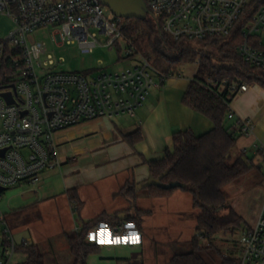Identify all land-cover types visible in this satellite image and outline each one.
I'll list each match as a JSON object with an SVG mask.
<instances>
[{"label":"built area","instance_id":"1","mask_svg":"<svg viewBox=\"0 0 264 264\" xmlns=\"http://www.w3.org/2000/svg\"><path fill=\"white\" fill-rule=\"evenodd\" d=\"M259 1L243 27L245 40L238 52L245 62L264 69V0ZM145 2L170 37L195 42L231 36L251 0ZM105 7L102 0H0V14L10 17L14 25L5 38H0V187H38L43 172L59 164L58 132L100 117L134 116L152 89L161 85L163 75L141 54L140 62L115 71L98 68L97 74H87L47 70L55 64L47 43L28 39L42 28H52L53 43L77 44L84 53L98 46L123 45L127 56L137 52L125 35L126 18L106 14ZM7 61L14 72L6 71ZM2 75L7 77V84ZM203 85L220 90L228 87L234 96L249 88L247 83L228 85L208 76ZM4 92L12 93L13 103L2 95ZM228 117L235 118L232 110ZM236 120L234 129L246 136L253 134L251 119ZM87 239L99 244H133L140 243L142 235L132 222L99 223L88 231ZM27 242L25 239L24 244ZM18 247L0 206V264H14ZM238 263L264 264V207L255 224L240 237Z\"/></svg>","mask_w":264,"mask_h":264},{"label":"crops","instance_id":"2","mask_svg":"<svg viewBox=\"0 0 264 264\" xmlns=\"http://www.w3.org/2000/svg\"><path fill=\"white\" fill-rule=\"evenodd\" d=\"M190 80L170 77L165 85L154 87L134 116L100 117L58 132V166L43 172L40 185L34 187L22 206L10 215L3 211L18 245L28 239L26 244L41 251L45 264H74L68 234L77 233L103 214L119 213L125 219L144 210L139 228L142 241L137 246H126L137 252L139 264H169L177 254L174 246L188 244L197 234L198 210L193 194L177 189L166 196H152L147 188L136 186L152 177L150 161L173 150L175 131L191 129L201 135L214 128L209 117L183 102ZM229 110L235 114L228 120L231 127H235L237 118L251 119L255 125L253 134L238 137L233 151L235 155L246 152L258 165L261 176L249 191L256 190L264 197V88L250 83L247 91L232 98ZM137 129L142 138L132 144L126 135ZM131 186L136 189L134 203L123 193ZM262 201L252 225L241 226L242 230L255 224L264 207ZM76 202L80 204L78 211ZM232 202L230 208H235L245 221L239 198ZM17 254L25 257L20 251ZM120 255L116 259L133 257Z\"/></svg>","mask_w":264,"mask_h":264},{"label":"trees","instance_id":"3","mask_svg":"<svg viewBox=\"0 0 264 264\" xmlns=\"http://www.w3.org/2000/svg\"><path fill=\"white\" fill-rule=\"evenodd\" d=\"M261 2L251 0L234 33L228 37H209L201 41H176L162 27L161 20L148 14L146 20L125 19L127 26L125 35L142 54L152 62L163 75L161 85H165L170 77L183 76V66L197 64V72L190 80L183 102L214 122V128L201 135L191 129L177 130L173 133V150H167L165 156L149 162L152 177L159 179L161 185L152 184L146 187L152 196H166L177 189H185L193 194L194 207L198 210L197 234L189 242L191 250L175 254L169 264H216L214 256L206 257L208 251L215 246L203 240H213L220 233H235L241 230L244 218L231 207L225 214H219L218 208L225 207L227 194L225 186L237 182L255 168L253 158L246 152L235 155L233 149L238 137L243 135L228 125L229 103L234 95L224 89H214L203 85L206 76L217 82L257 83L264 88V69H259L243 60L238 49L244 42L243 27L250 15ZM197 42L195 46L194 43ZM211 48L215 49L210 50ZM6 71L14 72L9 61ZM4 84L8 80L5 75ZM237 120H234L236 125ZM130 143L141 140L140 129L126 135ZM259 152H262L261 150ZM180 183L184 186H171ZM131 203L135 202L136 189L131 186L123 189ZM80 204L75 203V211ZM143 210H137L135 216L121 218L119 213L103 214L89 222L80 232L68 234V245L74 257V264H88L91 252L99 251L102 244L87 239V233L99 223L120 224L135 223L139 229ZM216 250V249H215ZM18 251L25 254V259L16 264H45L43 254L35 245L21 244ZM219 264H239L230 254H222L218 250ZM217 263V264H218Z\"/></svg>","mask_w":264,"mask_h":264},{"label":"rangeland","instance_id":"4","mask_svg":"<svg viewBox=\"0 0 264 264\" xmlns=\"http://www.w3.org/2000/svg\"><path fill=\"white\" fill-rule=\"evenodd\" d=\"M105 12L108 15H113L107 6L105 7ZM13 27L14 25L10 17L5 14H0V38H5ZM51 33L52 28L47 27L36 30L28 37L30 42L42 40L47 43L49 53L53 55L55 60V64L49 66L47 70L77 71L90 74L92 73V70L96 68H104L109 71H115L132 66L133 64L141 61V56L139 55L140 53H135L132 57L127 56L124 45L122 48H119L118 46H114L112 48L98 46L91 53H84L77 44L66 45L61 44L59 41L56 44L53 43L51 40ZM194 45L196 46L197 42L194 43ZM210 50L215 52L214 48H211ZM43 59H47L46 55H44ZM182 71L184 79L190 80L197 72V64H186L183 66ZM93 74H97V71ZM260 176L261 172L259 169L255 168L237 182L226 185L225 192L227 194V203L225 207L218 208L217 212L219 214L227 213L231 204H233L232 200L238 197L240 201L239 207L242 208V214L246 218V220L242 222L241 226L247 228L252 225V221L256 218L257 210L259 209L258 206H260L261 202L263 203L262 200H264V197L263 193L256 192V190L250 192L249 189L252 188L251 186L256 183L257 177ZM34 187L35 186L25 184L22 187H11L6 190L0 197V205L3 211L8 212L10 215L14 209H18V207L22 206L28 196H30L31 192L35 190ZM243 231L244 230L241 229L233 234L223 232L215 236L216 238H213V240L205 239L203 242L207 245L212 243L216 250L225 255L230 254L232 257H235L237 261H239V240ZM126 245L137 246L138 244H103L99 251H94L89 254L88 264H139L137 252ZM215 249L212 247L206 254V257L210 260L216 256L214 259L215 262L218 263L220 261V256L217 252H215ZM188 250H191V245L189 243L174 246L173 249L176 253L186 252ZM133 252H135V254ZM120 254H130L129 256L133 255V257L130 260L116 259V257L121 256ZM24 258V255L17 254L14 257V263L21 262Z\"/></svg>","mask_w":264,"mask_h":264},{"label":"water","instance_id":"5","mask_svg":"<svg viewBox=\"0 0 264 264\" xmlns=\"http://www.w3.org/2000/svg\"><path fill=\"white\" fill-rule=\"evenodd\" d=\"M103 4L107 6L111 12L120 17L126 19L136 18L146 20L149 14L148 6L145 0H102ZM2 95L8 100L9 103H13L14 99L11 92H4ZM152 184L161 185L159 179L151 177L148 181L140 183L136 186L137 189L146 188ZM183 184L174 183L171 186H177ZM8 188L0 187V192L7 190Z\"/></svg>","mask_w":264,"mask_h":264},{"label":"snow or ice","instance_id":"6","mask_svg":"<svg viewBox=\"0 0 264 264\" xmlns=\"http://www.w3.org/2000/svg\"><path fill=\"white\" fill-rule=\"evenodd\" d=\"M135 239V238H134Z\"/></svg>","mask_w":264,"mask_h":264}]
</instances>
